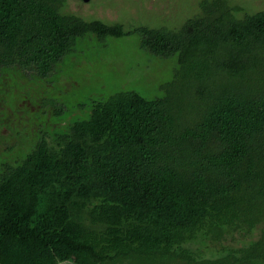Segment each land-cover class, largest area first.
Masks as SVG:
<instances>
[{"label": "trees", "instance_id": "16d2710c", "mask_svg": "<svg viewBox=\"0 0 264 264\" xmlns=\"http://www.w3.org/2000/svg\"><path fill=\"white\" fill-rule=\"evenodd\" d=\"M68 2L0 0V264H264V9L127 30ZM130 37L173 71L108 91L87 64Z\"/></svg>", "mask_w": 264, "mask_h": 264}, {"label": "rangeland", "instance_id": "374dc122", "mask_svg": "<svg viewBox=\"0 0 264 264\" xmlns=\"http://www.w3.org/2000/svg\"><path fill=\"white\" fill-rule=\"evenodd\" d=\"M202 0H69L66 11L80 15L86 20L100 19L106 23H121L125 29L130 30L140 25L175 27L184 23L183 17L189 13L197 12ZM239 4L250 6V12L264 9V0H234ZM181 21V22H180ZM181 23V24H180ZM96 47V46H95ZM97 48L99 45L97 44ZM101 55L97 59H90L88 69L79 76H87L95 82L105 85V89L113 91L123 80H132L137 86L155 85L173 71L169 64L154 62L151 68H146L147 55L139 52V43L136 37L123 38L103 45L98 50ZM93 52L95 50L93 49ZM94 54V53H93ZM86 54L81 59H89ZM101 59V60H100ZM85 68V69H87ZM87 73V74H88ZM122 75H125L122 77ZM100 78H102L100 80ZM90 79V78H89ZM134 79V80H133ZM146 80V81H145ZM145 81V82H144ZM146 85V86H147ZM88 89L83 90L85 94ZM27 102V101H26ZM19 101L21 107L26 104ZM5 132V130H3ZM0 144V149L3 148Z\"/></svg>", "mask_w": 264, "mask_h": 264}, {"label": "crops", "instance_id": "0c3cea01", "mask_svg": "<svg viewBox=\"0 0 264 264\" xmlns=\"http://www.w3.org/2000/svg\"><path fill=\"white\" fill-rule=\"evenodd\" d=\"M61 264H72V263H69V262H65V263H61Z\"/></svg>", "mask_w": 264, "mask_h": 264}]
</instances>
